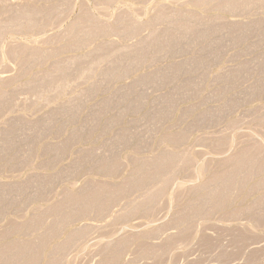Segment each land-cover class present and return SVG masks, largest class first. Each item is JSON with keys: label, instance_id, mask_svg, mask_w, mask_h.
<instances>
[{"label": "rangeland", "instance_id": "374dc122", "mask_svg": "<svg viewBox=\"0 0 264 264\" xmlns=\"http://www.w3.org/2000/svg\"><path fill=\"white\" fill-rule=\"evenodd\" d=\"M0 264H264V0H0Z\"/></svg>", "mask_w": 264, "mask_h": 264}, {"label": "bare ground", "instance_id": "6f19581e", "mask_svg": "<svg viewBox=\"0 0 264 264\" xmlns=\"http://www.w3.org/2000/svg\"><path fill=\"white\" fill-rule=\"evenodd\" d=\"M232 1V0H231ZM236 1V0H235ZM247 1V0H246ZM238 2V1H237ZM241 2V1H240ZM230 3V2H229ZM234 4V3H233ZM232 4V5H233ZM240 4H243L242 2L240 3ZM246 6V5H245ZM230 7V6H229ZM238 7V6H237ZM234 8V7H233ZM240 8V7H239ZM244 8V7H243ZM35 14H36V12H35ZM36 17V16H35ZM184 20V19H183ZM20 22V21H19ZM26 22H27V20H26ZM34 24V23H33ZM35 26V25H34ZM175 26V25H174ZM177 27V26H176ZM184 27V26H183ZM28 28V27H27ZM95 31H97V30H95ZM95 33V32H94ZM98 34V33H97ZM93 36V35H92ZM202 36V35H201ZM88 37V36H87ZM143 53V52H142ZM146 53V52H145ZM142 55V54H141ZM144 55V54H143ZM134 57V56H133ZM137 57H135V59H136ZM31 60V59H30ZM110 161V160H109ZM114 163V162H113ZM171 163H173L172 161H171ZM112 164V163H111ZM106 165H107V163H106ZM104 166H105V164H104ZM152 166V165H151ZM114 167V166H113ZM112 166H111V168H113ZM143 167V166H142ZM164 168H166V167H164ZM155 169V168H154ZM153 169V170H154ZM149 171H151V170H149ZM160 171V170H159ZM155 172V171H154ZM158 172V171H157ZM162 174V173H161ZM228 175V174H227ZM156 176H157V174H156ZM148 177H150V176H148ZM224 177V176H223ZM147 178V177H146ZM154 178V177H153ZM222 179V178H221ZM139 181V180H138ZM141 183V182H140ZM230 184H231V182H230ZM234 184V183H233ZM229 186V185H228ZM225 187V186H224ZM221 189H223V188H221ZM231 189V188H230ZM229 189V190H230ZM99 190V189H98ZM225 190V189H224ZM100 191V190H99ZM106 192V191H105ZM228 192V191H227ZM93 193V192H92ZM97 194L98 193H96V197H97ZM101 194V193H100ZM91 195V194H90ZM222 196H223V194H222ZM95 197V196H94ZM77 198V197H76ZM99 198V197H98ZM112 198V197H111ZM216 198H217V196H216ZM226 198V197H225ZM70 199V198H69ZM82 199V198H81ZM215 199V198H214ZM76 200V199H75ZM83 200V199H82ZM90 200V199H89ZM110 200V199H109ZM217 200V199H216ZM69 201V200H68ZM67 201V202H68ZM107 201V200H106ZM74 202V201H73ZM87 202H88V200H87ZM72 203V202H71ZM94 203V202H93ZM70 205V204H69ZM87 205V204H86ZM219 206V205H218ZM222 206V205H221ZM88 207V206H87ZM198 208V207H197ZM195 210V209H194ZM194 210H192V212L194 211ZM197 210V209H196ZM195 210V211H196ZM72 212V211H71ZM74 212V211H73ZM77 212V211H76ZM198 212V211H197ZM194 213V212H193ZM76 214V213H75ZM78 214V213H77ZM195 214V213H194ZM70 216V215H69ZM72 216V215H71ZM120 245V244H119ZM37 248V247H36ZM118 248V247H117ZM23 249V248H22ZM14 250V249H13ZM19 252H20V250H19ZM7 253V252H6ZM11 254H13V253H11ZM17 254H19V253H17ZM40 254V253H39ZM2 255V254H1ZM18 257H19V255H17ZM16 256V257H17ZM118 257V256H117ZM12 259V258H11ZM15 260V259H14ZM117 261V260H116Z\"/></svg>", "mask_w": 264, "mask_h": 264}]
</instances>
